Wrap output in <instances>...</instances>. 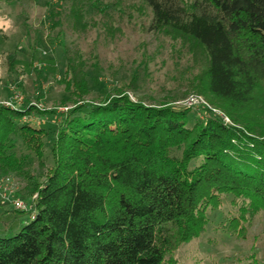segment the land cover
Returning a JSON list of instances; mask_svg holds the SVG:
<instances>
[{"label":"trees","instance_id":"trees-1","mask_svg":"<svg viewBox=\"0 0 264 264\" xmlns=\"http://www.w3.org/2000/svg\"><path fill=\"white\" fill-rule=\"evenodd\" d=\"M132 1L151 9L152 30L201 47V92L225 104L230 124L171 103L184 96L81 102L56 121L44 177L37 167L45 168L51 131L21 121L57 112L0 105V175L26 182L23 198L36 196L31 219L0 237V264H167L205 232L212 198L233 196L244 223L264 211V124L235 111L264 114V0ZM65 67L69 95H82L86 77L69 61Z\"/></svg>","mask_w":264,"mask_h":264},{"label":"rangeland","instance_id":"rangeland-1","mask_svg":"<svg viewBox=\"0 0 264 264\" xmlns=\"http://www.w3.org/2000/svg\"><path fill=\"white\" fill-rule=\"evenodd\" d=\"M152 18L145 3L132 0H0V105L57 112L48 117L34 113L21 121L51 131L39 174L45 177L53 167L60 114L81 102L125 94L158 104L184 96L171 102L183 106L197 97L201 105L193 111L198 118H207L208 109L231 122L225 104L201 92L206 64L201 47L171 30H152ZM68 61L86 77L80 96L69 95L71 78L62 79ZM235 111L264 124V114L251 108ZM6 178L14 194L0 199V237L14 236L31 219L35 198H23L28 197L26 182L0 175V180ZM15 199L28 209L17 211ZM210 202L205 232L176 248L167 264H264V211L244 223L233 196L223 194Z\"/></svg>","mask_w":264,"mask_h":264},{"label":"built area","instance_id":"built-area-1","mask_svg":"<svg viewBox=\"0 0 264 264\" xmlns=\"http://www.w3.org/2000/svg\"><path fill=\"white\" fill-rule=\"evenodd\" d=\"M200 105H201V103L197 99V97H191L183 104V106L187 107V108L197 107ZM4 106L8 107V108H12V109H17L14 104L9 103V102L5 103ZM217 113H220V112H217ZM220 115L226 120L227 123L230 122L227 117H225L221 113H220ZM13 194L14 193L11 190V186H10V178L1 179L0 180V199L10 200V198L13 196ZM35 198H36V196H35ZM14 204H15V209L17 211H24L25 212L28 209L26 203L23 200L15 199Z\"/></svg>","mask_w":264,"mask_h":264}]
</instances>
